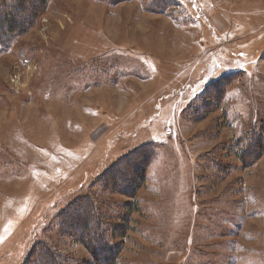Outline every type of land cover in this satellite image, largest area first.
<instances>
[{"label":"rangeland","instance_id":"374dc122","mask_svg":"<svg viewBox=\"0 0 264 264\" xmlns=\"http://www.w3.org/2000/svg\"><path fill=\"white\" fill-rule=\"evenodd\" d=\"M3 3L0 264H264V0Z\"/></svg>","mask_w":264,"mask_h":264},{"label":"trees","instance_id":"16d2710c","mask_svg":"<svg viewBox=\"0 0 264 264\" xmlns=\"http://www.w3.org/2000/svg\"><path fill=\"white\" fill-rule=\"evenodd\" d=\"M20 13H21V10L19 9V6L7 7L4 5V3L1 4L0 15H3V17L5 18L0 23V48H3L9 45V43H11L17 36H19L20 34L26 31L27 25L29 24L27 23L21 24V22H19L18 19H19ZM243 153L244 155L240 154V159L242 162L253 163L256 159H258L264 153V135L254 134V136L250 137V139L245 144V151ZM148 156H150V153L148 151L145 152L144 149L136 150L133 153H131L130 156L121 159L120 166L115 167L113 169L112 171L113 176H110V178L115 182H117L116 180L117 178L119 179V177H122L124 174H126V172L127 173L130 171L132 172L133 181L130 182V184H125V186H123L124 187L122 188L123 193L127 195H131V196L132 195L135 196L138 190L140 189V187L144 184L147 164L149 162L147 158ZM252 159L254 160L253 162H252ZM85 201L86 200H84V202ZM84 204H82V202L79 204L80 212H84L82 211L83 208L87 209V207H85ZM66 211H69L70 213L71 210H66ZM68 214L67 212L64 213L63 215L64 220H61L62 223L66 224L65 227L74 228L78 230V226L76 225V222L72 221L73 218L70 216V214L69 216H67ZM81 215L84 216L83 214ZM99 220L100 219L95 217V222ZM79 230H81V228H79ZM54 255L51 254V256L55 258L56 256Z\"/></svg>","mask_w":264,"mask_h":264}]
</instances>
